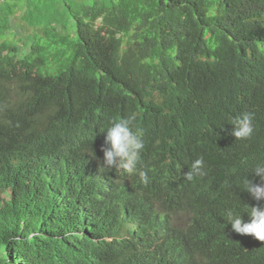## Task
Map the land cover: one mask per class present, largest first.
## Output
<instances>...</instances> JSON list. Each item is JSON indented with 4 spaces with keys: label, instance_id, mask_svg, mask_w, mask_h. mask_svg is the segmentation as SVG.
Listing matches in <instances>:
<instances>
[{
    "label": "trees",
    "instance_id": "obj_1",
    "mask_svg": "<svg viewBox=\"0 0 264 264\" xmlns=\"http://www.w3.org/2000/svg\"><path fill=\"white\" fill-rule=\"evenodd\" d=\"M19 68L37 73L36 94L4 92ZM25 94L33 102L16 113L0 107V263L78 264L69 238L85 241L79 250L104 243L98 197L51 176L49 163L60 152L82 162L84 139L97 150L110 120L134 116L149 179L132 174L130 187L143 183L144 207L174 221L172 240L194 264H264V241L227 221L264 207L241 189L246 176L261 182L251 169L264 161V0H0V99ZM245 111L253 134L235 140L230 119ZM197 158L205 175L188 181ZM149 220V239L119 235L106 264H160L152 242L177 253L170 230Z\"/></svg>",
    "mask_w": 264,
    "mask_h": 264
},
{
    "label": "clouds",
    "instance_id": "obj_2",
    "mask_svg": "<svg viewBox=\"0 0 264 264\" xmlns=\"http://www.w3.org/2000/svg\"><path fill=\"white\" fill-rule=\"evenodd\" d=\"M19 45L24 53L27 49L26 45L20 42ZM9 62L23 61L18 59L13 61L11 59ZM14 88L36 94L37 73L20 69L5 83L4 92L8 90L12 92ZM32 102L33 97L30 94H25L17 102H14L8 95H4V98L0 99L1 113H16L21 106L29 105ZM35 114L37 118L46 124L52 118L45 109L38 105ZM55 121L59 127L69 129L61 121L57 119ZM134 121V116L110 120L102 131L105 132L104 141L100 142L97 150L92 147L94 142L89 143L84 139L82 162L60 152L59 158L55 159L53 163H49L51 176L61 180L66 185L74 188L84 185L91 187L94 195L98 197L95 204L98 219L109 231L107 236L94 239L101 240L104 243L88 246L82 250L77 247L80 245L85 246L86 243L83 239L69 238V245L77 252L84 253L83 257H79L78 264L108 263V259L110 260L116 252V245L113 240L119 235L127 238L130 232L142 229L146 233L145 239L148 240L152 226V221L149 220L150 217L155 223L161 224L169 230L174 224L171 218L164 217L155 210L149 211L144 207L147 201L148 189L143 183H147L149 178L147 172L138 169L137 165L141 159L145 141L142 129L138 128ZM230 124L233 126L231 135L235 137V140L251 138L254 131L253 114L251 112L245 111L231 117ZM15 160L18 166L25 162L18 157H15ZM25 166H23V169ZM251 172L259 177L261 182L254 183L246 176L241 181V189L247 191L257 201L264 200V161L257 163L251 169ZM132 174L138 175L143 183L137 182L134 187H130ZM203 175H205V171L202 158L193 160L188 165V171L183 173L184 179L188 181ZM97 178L109 187L101 185ZM243 211L247 212L250 217L248 222L242 220L240 213L228 212L227 221L231 223L232 229L239 234H250L254 238L264 241V207L247 205ZM120 223L122 226L119 229ZM170 242L177 249V253L165 249L156 242H152L150 245V249L160 264H173L174 260H176L175 264H194L195 259L189 253L190 250L186 247L184 239L173 241L171 230ZM100 251L103 253L101 254ZM196 261L197 264H200L199 260ZM206 264H217V259L210 260Z\"/></svg>",
    "mask_w": 264,
    "mask_h": 264
},
{
    "label": "rangeland",
    "instance_id": "obj_3",
    "mask_svg": "<svg viewBox=\"0 0 264 264\" xmlns=\"http://www.w3.org/2000/svg\"><path fill=\"white\" fill-rule=\"evenodd\" d=\"M18 15V13L17 12H15V15L14 16H17ZM17 37H15L14 39H16ZM110 179V178H109ZM97 180L100 182V184L101 185H103V186H105V187H109V186H107V184H105L101 179H98L97 178Z\"/></svg>",
    "mask_w": 264,
    "mask_h": 264
}]
</instances>
